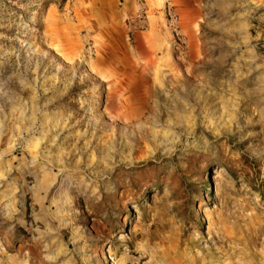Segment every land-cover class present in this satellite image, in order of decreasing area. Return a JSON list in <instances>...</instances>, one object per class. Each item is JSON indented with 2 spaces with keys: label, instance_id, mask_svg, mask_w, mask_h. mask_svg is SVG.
<instances>
[{
  "label": "rangeland",
  "instance_id": "1",
  "mask_svg": "<svg viewBox=\"0 0 264 264\" xmlns=\"http://www.w3.org/2000/svg\"><path fill=\"white\" fill-rule=\"evenodd\" d=\"M0 264H264V0H0Z\"/></svg>",
  "mask_w": 264,
  "mask_h": 264
},
{
  "label": "crops",
  "instance_id": "2",
  "mask_svg": "<svg viewBox=\"0 0 264 264\" xmlns=\"http://www.w3.org/2000/svg\"><path fill=\"white\" fill-rule=\"evenodd\" d=\"M169 33H164L163 37L168 38ZM162 39L160 38L157 31L153 28H150L147 32L140 34L136 40V48L138 54L140 55L141 48H146L147 50H153L156 47L160 46ZM140 49V50H139Z\"/></svg>",
  "mask_w": 264,
  "mask_h": 264
},
{
  "label": "bare ground",
  "instance_id": "3",
  "mask_svg": "<svg viewBox=\"0 0 264 264\" xmlns=\"http://www.w3.org/2000/svg\"><path fill=\"white\" fill-rule=\"evenodd\" d=\"M125 100L126 99L120 97L110 101L109 107L113 114L117 115L118 117H127L128 113L126 112L127 107L125 105Z\"/></svg>",
  "mask_w": 264,
  "mask_h": 264
}]
</instances>
